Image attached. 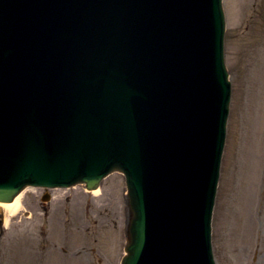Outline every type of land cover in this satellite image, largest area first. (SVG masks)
<instances>
[{"label": "water", "instance_id": "1", "mask_svg": "<svg viewBox=\"0 0 264 264\" xmlns=\"http://www.w3.org/2000/svg\"><path fill=\"white\" fill-rule=\"evenodd\" d=\"M222 34L220 0H0V201L119 171L121 264H213Z\"/></svg>", "mask_w": 264, "mask_h": 264}, {"label": "rangeland", "instance_id": "2", "mask_svg": "<svg viewBox=\"0 0 264 264\" xmlns=\"http://www.w3.org/2000/svg\"><path fill=\"white\" fill-rule=\"evenodd\" d=\"M222 7L231 97L211 246L216 264H264V0H222ZM99 188L103 194L98 198L123 190L117 219L108 205L100 207L102 222H90L89 213L84 218L78 215L80 199L89 210L97 197L86 193L83 185L61 190L57 195L61 203L44 218L52 200L42 202L41 190L28 189L9 228L0 229V264H119L128 215L122 174H109L100 180ZM53 191L48 190L52 196ZM86 219L95 233L93 242L76 229Z\"/></svg>", "mask_w": 264, "mask_h": 264}, {"label": "bare ground", "instance_id": "3", "mask_svg": "<svg viewBox=\"0 0 264 264\" xmlns=\"http://www.w3.org/2000/svg\"><path fill=\"white\" fill-rule=\"evenodd\" d=\"M28 189H30V188L28 187V188L24 189L23 191H21L12 201H9V202L0 201V209H2L6 213V215L4 217V224L6 225L7 228H9L10 218L21 210V207L23 206V204H22L23 196ZM84 191L86 193H90L91 195L97 196V197L95 200L92 201V203H91L92 207L89 210H87V208L84 206L85 200L80 199L79 202L80 203L82 202V203L79 204L78 215L80 213H82V216L84 218L89 213V214H91V217L93 218V220H90V222H92V223H95L97 221L102 222L101 216L99 214V211L101 210L100 207L103 205H108L111 209L110 214L113 213V217L115 219L118 218V214L121 213V204H120L119 200H120V197L122 196L123 190H121L120 188H117V190L113 193H110V195L108 193V195H106V198H98V196H101L103 194V192L100 190V188H96V189H93L90 191L84 189ZM33 192L37 193V191L35 189H33ZM61 192H63V191H61L60 189H54L53 198L51 201V206L49 207L48 212L46 214H43L46 216L44 218H48L49 211H51L52 209H54V211H55V209L61 203L60 200L62 198L57 197V195ZM82 197H84V196H82ZM75 202H76V198L74 200V203ZM105 213H106V211H105ZM54 222H56V221L54 220L53 223ZM87 222H88V219L84 220L83 222H80L81 226L76 225V229L81 230L83 239H85L86 241L93 242V240H94L93 234H95V233L92 231V229H90V225ZM50 224H51V221H49V225ZM220 227L222 229L225 228L224 225H220ZM116 234H117V232H116ZM227 235H228V233H227ZM40 236H42V233ZM220 236L222 237V231L221 230H220ZM227 246H228V250L230 251V245L228 244Z\"/></svg>", "mask_w": 264, "mask_h": 264}, {"label": "flooded vegetation", "instance_id": "4", "mask_svg": "<svg viewBox=\"0 0 264 264\" xmlns=\"http://www.w3.org/2000/svg\"><path fill=\"white\" fill-rule=\"evenodd\" d=\"M0 219H1V217H0ZM1 221V220H0ZM0 227H1V223H0ZM1 229V228H0Z\"/></svg>", "mask_w": 264, "mask_h": 264}]
</instances>
